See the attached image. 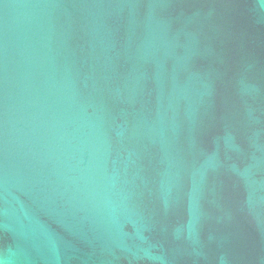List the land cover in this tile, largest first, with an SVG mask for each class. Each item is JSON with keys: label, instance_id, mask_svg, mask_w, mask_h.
<instances>
[{"label": "water", "instance_id": "1", "mask_svg": "<svg viewBox=\"0 0 264 264\" xmlns=\"http://www.w3.org/2000/svg\"><path fill=\"white\" fill-rule=\"evenodd\" d=\"M0 264H264V0H0Z\"/></svg>", "mask_w": 264, "mask_h": 264}]
</instances>
